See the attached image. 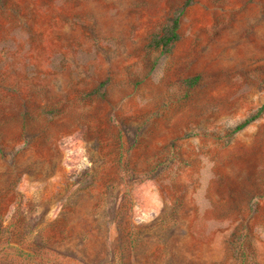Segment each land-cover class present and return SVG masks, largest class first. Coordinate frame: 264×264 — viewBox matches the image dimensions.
Instances as JSON below:
<instances>
[{
    "label": "rangeland",
    "instance_id": "1",
    "mask_svg": "<svg viewBox=\"0 0 264 264\" xmlns=\"http://www.w3.org/2000/svg\"><path fill=\"white\" fill-rule=\"evenodd\" d=\"M261 106L264 0H0V264H264Z\"/></svg>",
    "mask_w": 264,
    "mask_h": 264
},
{
    "label": "trees",
    "instance_id": "2",
    "mask_svg": "<svg viewBox=\"0 0 264 264\" xmlns=\"http://www.w3.org/2000/svg\"><path fill=\"white\" fill-rule=\"evenodd\" d=\"M178 18H172L169 23L164 27V31L162 34H156L150 41V44L154 47H160L161 51H168L172 44L178 39ZM198 80V76L191 77L186 79L185 81L188 84H193ZM264 111V106H261L254 114L243 119L241 122L237 123L232 129L231 133H235L241 130L248 123L256 119L262 112Z\"/></svg>",
    "mask_w": 264,
    "mask_h": 264
}]
</instances>
